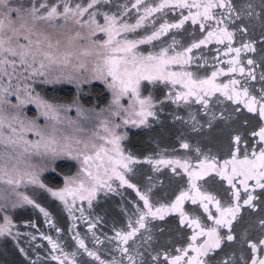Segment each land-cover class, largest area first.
I'll return each instance as SVG.
<instances>
[{
	"label": "snow or ice",
	"instance_id": "6c2138e0",
	"mask_svg": "<svg viewBox=\"0 0 264 264\" xmlns=\"http://www.w3.org/2000/svg\"><path fill=\"white\" fill-rule=\"evenodd\" d=\"M0 264H264V0H0Z\"/></svg>",
	"mask_w": 264,
	"mask_h": 264
}]
</instances>
